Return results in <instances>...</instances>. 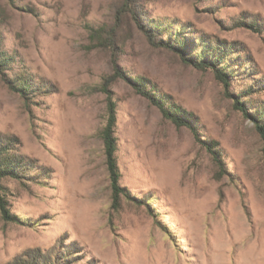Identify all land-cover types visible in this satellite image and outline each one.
Here are the masks:
<instances>
[{"label": "rangeland", "instance_id": "374dc122", "mask_svg": "<svg viewBox=\"0 0 264 264\" xmlns=\"http://www.w3.org/2000/svg\"><path fill=\"white\" fill-rule=\"evenodd\" d=\"M22 78L37 91H17ZM260 126L264 0H0V138L28 161L2 181L18 221L0 212V264H264Z\"/></svg>", "mask_w": 264, "mask_h": 264}, {"label": "trees", "instance_id": "16d2710c", "mask_svg": "<svg viewBox=\"0 0 264 264\" xmlns=\"http://www.w3.org/2000/svg\"><path fill=\"white\" fill-rule=\"evenodd\" d=\"M150 38H153L152 34H150ZM210 51L215 52L216 50L210 49ZM218 55L215 56L216 59L214 60L213 64H217L216 62L220 63L221 59ZM209 58L211 59L212 56H203V60H200L198 63H196V65L199 67H205L210 63ZM122 77L123 74L116 67L115 74L106 80L105 84L107 85V88L108 85L114 82L117 78ZM217 78L221 82H227L226 75L220 70H217ZM16 85V90L23 94H28L32 90L37 91V89L33 88V85L24 78L20 79V81H17ZM135 89L138 94L148 98L154 105L158 106L165 118L173 121L177 126H190V119L193 118L192 116L194 115L187 113L180 107H174L172 110L166 109L162 100L154 98L153 95L146 92L144 88L140 85H136ZM107 92L109 93L108 89ZM108 98V120L106 126L101 132V138L104 144L106 164L111 180L113 205L116 208L119 204L120 197L123 194L124 189H122V187L120 186L121 175L116 158V153L118 149L117 138L115 135L117 123L116 104L111 99V96H109ZM239 105L242 106V104L240 103ZM259 128L261 130V134L264 137V126H260ZM14 144L15 143H12L9 140L0 138V212L3 220H5L6 222H16L18 221V219L10 212L8 201L6 200L4 195V187L2 181L7 177L20 178L23 171L27 170L28 167V161H26V158H24L22 155L16 153L17 150L13 147ZM211 152L214 153V151L212 150ZM214 155L216 159H218V154L214 153ZM7 264H54V262L51 258L44 257L41 254L36 255L32 253H26L20 257L15 258L12 262H9Z\"/></svg>", "mask_w": 264, "mask_h": 264}]
</instances>
